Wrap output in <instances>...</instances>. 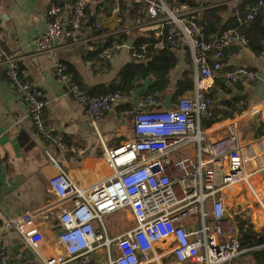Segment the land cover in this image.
Wrapping results in <instances>:
<instances>
[{
    "label": "built area",
    "instance_id": "obj_1",
    "mask_svg": "<svg viewBox=\"0 0 264 264\" xmlns=\"http://www.w3.org/2000/svg\"><path fill=\"white\" fill-rule=\"evenodd\" d=\"M141 5L142 13L158 21L156 33L161 37L153 49L165 45L187 47L196 70L192 97H181L171 108L160 109L153 96L138 99L129 113L133 118L134 137L114 148H105L111 176L88 187L78 186L63 170L59 161L48 152L56 173L48 179L60 212L61 226L57 239L64 253L42 252L49 247L43 232L36 226V213L18 217L6 215L3 227L14 229L35 252L25 264H66L80 259L89 264L92 254L105 248L106 260L101 264H230L249 249L243 248L238 228L231 216L225 215L224 190L239 181H248L264 171V137L240 142L232 123L228 134L219 141H209L200 127V118L211 116L207 98L208 78L218 76L227 82L256 83L258 72L246 66L225 67L224 50L235 44H248L247 37L225 29L207 39L198 23L203 9L187 0H132ZM236 1V0H233ZM88 0H52L46 9L42 35L35 38L38 50L51 56L58 45L73 46L89 40L84 35ZM240 25L248 26L264 11V0L246 4L245 17L234 8ZM66 16V19L64 17ZM124 46L111 40L98 53L108 61ZM149 43L132 46L138 60L146 59ZM214 51L213 62H208ZM21 58L8 52L0 40V65L6 69L14 92L28 107V116L37 135L55 140L42 120L44 101L41 91L25 81L20 73ZM64 64H56V74L67 79ZM69 79L67 80V82ZM66 92L84 104V112L95 124L120 102L121 89L90 94L76 83L68 82ZM193 144L194 155L174 158L173 154ZM255 197L264 216V185L255 190ZM128 209L133 225L115 237H107L95 222L105 215ZM43 212V211H42ZM198 226L186 227L185 219H194ZM264 249V221L259 226ZM173 258V262L170 261ZM10 252L0 248V264H9Z\"/></svg>",
    "mask_w": 264,
    "mask_h": 264
},
{
    "label": "crops",
    "instance_id": "obj_2",
    "mask_svg": "<svg viewBox=\"0 0 264 264\" xmlns=\"http://www.w3.org/2000/svg\"><path fill=\"white\" fill-rule=\"evenodd\" d=\"M51 1L0 0L1 43L8 52L21 58L22 79L41 91L44 101L42 120L56 137L50 140L37 135L29 119L27 105L14 92L6 69L0 65V248L10 252L9 264H25L27 258L35 260L37 256L17 231L3 227L6 215L18 217L28 212H40L34 219L49 246L42 245V252L45 255L64 253L63 245L57 239L61 229L57 219L60 206L48 185V179L56 173V169L47 152L59 161L63 170L78 186L94 185L112 174L105 158V148H114L134 137L133 118L128 111L138 99L151 95L157 107L164 109L163 101L167 94L170 95V106L174 107L181 97H192L195 90L196 70L190 50L187 47H171L177 62L169 74L167 84L152 87L149 77L135 79L123 91V99L93 124L84 112V104L66 92L67 83H76L92 94L104 93L119 85V73L123 68L129 63L149 59L148 56L144 60L136 59L132 54V46L148 37L158 41V21L142 13L141 5L132 0H88L84 35L89 40L73 46L58 45L52 55L48 56L37 49L34 40L45 30L46 9ZM256 1H188L192 6L203 8L198 13L200 26L204 12L213 9L216 15H210L211 22L215 18L222 28L243 34L248 31L251 38L248 44H235L226 48L222 59L229 69L246 66L259 74L253 84L227 82L218 76L204 82L212 113L209 118H200V127L209 141L224 138L232 123L237 129L240 142L264 137V11L248 26H244L238 23L234 10L237 6L239 15L244 18L246 4ZM214 36L210 34L207 39ZM111 40L123 43L124 46L110 60L102 62L98 53ZM213 56L214 51H211L208 57L210 64ZM57 63L65 65L66 80L56 74ZM186 79L191 80L190 87L181 95L174 96L178 81ZM193 152L194 146L192 148L189 145L173 154V157L193 156ZM255 174L249 182L242 181L245 190L237 192L233 209L225 205V215L232 217L243 248L249 249L230 264H255L252 251L260 250L255 247L259 244L258 238H261L258 231L264 216L256 200L255 190L264 185V171ZM229 187L231 185L227 189ZM245 195L247 199L252 195L253 201H246ZM240 198L244 200L239 201ZM238 212H243V215L238 216ZM117 215H122L130 223L129 227L133 225V217L126 209L105 215L101 222H95L96 227L105 230L107 237H115L124 231L123 225L116 220ZM104 218L114 220L107 226ZM183 224L186 227L198 226L195 218L185 219ZM248 228L255 237L243 240L242 234ZM254 241L258 243L255 245ZM105 260V248H100L92 254L89 264H101ZM170 261H174L172 257ZM66 264L81 263L80 259H76Z\"/></svg>",
    "mask_w": 264,
    "mask_h": 264
},
{
    "label": "trees",
    "instance_id": "obj_3",
    "mask_svg": "<svg viewBox=\"0 0 264 264\" xmlns=\"http://www.w3.org/2000/svg\"><path fill=\"white\" fill-rule=\"evenodd\" d=\"M137 10L140 11V6H138ZM139 11H138V15L141 14ZM215 11L216 10L208 9L203 14V20L201 26H202V31L206 35V37H208L210 34L218 35V33H220L226 28V27L222 28L223 26L220 25L219 21L216 22L217 20H215V18L212 22L210 21L211 20L210 18H212V16L210 15L215 16L216 15ZM244 35L248 38V42H249L251 38L249 36L248 31L244 33ZM159 39H161V37H159ZM143 41L149 43L150 45L146 49V54L149 59L145 62L129 63L128 66L123 68L119 73L120 74L119 85L109 88L108 91L115 89H121L122 91H124L132 85L135 79H141L145 77H149L151 79L152 87L162 86L168 83L169 74L177 62V58L174 52H172L171 50L172 46L165 45L163 48L153 49L152 44L155 41H157L156 38L154 39L152 37H148L145 38ZM190 84H191V80L188 79L184 81H178V83L176 84V89L174 91V96L181 95L184 91H186V89L190 87ZM208 100L210 101L209 98ZM242 235H243L242 236L243 240H248L252 238L251 236L255 237V235L251 232L250 228H248V231L243 233ZM258 242L260 244L262 242V239L258 238ZM252 257L255 261V264H264V249L252 251Z\"/></svg>",
    "mask_w": 264,
    "mask_h": 264
},
{
    "label": "rangeland",
    "instance_id": "obj_4",
    "mask_svg": "<svg viewBox=\"0 0 264 264\" xmlns=\"http://www.w3.org/2000/svg\"><path fill=\"white\" fill-rule=\"evenodd\" d=\"M193 146H194V145L191 144V147H192V148H193ZM243 184H245V183L242 182V181H239V182H237V183H234L233 186L231 185L232 188L229 187L228 189H227V188L225 189L226 192H224V198H225V199H224V202H225V205H227V207H228L229 209H233L232 206L235 205L237 192L241 193L243 190H245V189H244V186H245V185L243 186ZM232 191L234 192L233 194H232ZM235 192H236V193H235ZM248 199H251V202H252V201H253L252 195L249 196ZM248 199H247V196L245 195V200L250 202V200H248ZM240 200H244V198H240L239 201H240ZM241 215H243V212H238V216H241ZM112 220H114V219H111V218H104V223L108 226L109 223H112ZM116 220H117V222H118L120 225H123L122 228H123L124 230L127 229V228L130 226V223H129L128 221H125L122 215H120V216L117 215V216H116Z\"/></svg>",
    "mask_w": 264,
    "mask_h": 264
},
{
    "label": "water",
    "instance_id": "obj_5",
    "mask_svg": "<svg viewBox=\"0 0 264 264\" xmlns=\"http://www.w3.org/2000/svg\"><path fill=\"white\" fill-rule=\"evenodd\" d=\"M91 20H93V17L91 18ZM163 106L166 109L171 107L170 106V95L169 94L166 95V97H165V99L163 101ZM241 243L243 244V242H241ZM253 243L256 245L258 242L254 241Z\"/></svg>",
    "mask_w": 264,
    "mask_h": 264
}]
</instances>
